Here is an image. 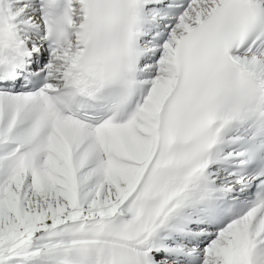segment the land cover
<instances>
[{
  "label": "snow or ice",
  "instance_id": "obj_1",
  "mask_svg": "<svg viewBox=\"0 0 264 264\" xmlns=\"http://www.w3.org/2000/svg\"><path fill=\"white\" fill-rule=\"evenodd\" d=\"M0 264H264V0H0Z\"/></svg>",
  "mask_w": 264,
  "mask_h": 264
}]
</instances>
